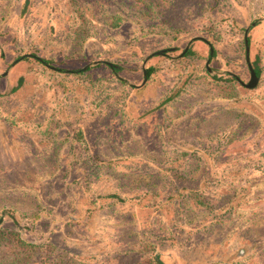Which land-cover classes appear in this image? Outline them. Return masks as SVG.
I'll return each mask as SVG.
<instances>
[{"label": "rangeland", "instance_id": "obj_1", "mask_svg": "<svg viewBox=\"0 0 264 264\" xmlns=\"http://www.w3.org/2000/svg\"><path fill=\"white\" fill-rule=\"evenodd\" d=\"M0 49V264H264V0H0Z\"/></svg>", "mask_w": 264, "mask_h": 264}, {"label": "flooded vegetation", "instance_id": "obj_2", "mask_svg": "<svg viewBox=\"0 0 264 264\" xmlns=\"http://www.w3.org/2000/svg\"><path fill=\"white\" fill-rule=\"evenodd\" d=\"M254 25V24H253ZM248 31V37H249V29H246V32ZM246 32H245V37H246ZM202 41V40H201ZM204 41V40H203ZM245 43H246V38H245ZM192 44L193 43H191V44H188V46L183 50V52H182V54L181 55H179V57H182V58H184V57H188V56H190L191 55V53H193V51H192ZM206 45L209 47V51H210V54H209V56L211 55V54H213V53H215V49H214V47L208 42V41H206ZM246 47H249V38H248V45H246ZM0 52H1V49H0ZM159 52H164V54H162V55H158L157 53H159ZM159 52H157V53H155V55L156 56H164V57H167V56H171V54H174V53H176L177 52V49L176 48H170V49H167V50H163V51H159ZM155 55H153V56H155ZM249 56H250V54H249ZM210 58H212V57H210ZM213 58H215V57H213ZM212 58V59H213ZM246 58H247V54H246ZM29 59H36L38 62H40L41 64H43V65H45L46 67H48V68H50V69H53V70H58L59 71V69H56V68H54L52 65H51V63L49 62V61H47V60H44V59H41V58H38V57H36L35 55H33V54H26V55H24L23 57H22V59H20V60H17L16 62H14L13 63V65H12V67H15L21 60H29ZM248 63V62H247ZM108 64H110V65H108ZM108 64H106V65H108L109 67H110V69H111V71L116 75V76H119V73H120V71L122 70V68L121 67H119V66H117V65H115V64H111V63H108ZM249 64L252 66V68L255 70V72H256V74H257V76H258V78H259V75H258V73L257 72H259V70H258V68H257V66L256 65H252L251 64V61H250V63H248V66H249ZM149 69H151V68H149ZM148 69V70H149ZM249 69H250V67H249ZM10 70L11 69H7L5 72H3V73H0V77L1 78H5V77H7L8 76V74L10 73ZM89 70V68H87V70H84V69H82L81 71L82 72H84V71H88ZM148 70H146V78L145 79H148V77H147V75H148ZM63 72H67V71H63ZM73 72V71H72ZM250 74H251V71H250ZM151 77V76H150ZM149 77V78H150ZM251 79V78H250ZM20 82H22V79L21 78H19L18 80H17V86L16 87H14L13 88V92H16L17 90H18V88H19V86L21 85V83ZM250 82V81H249ZM248 82V83H249ZM244 83V82H243ZM248 83H245V84H248ZM20 84V85H19ZM145 84V81H144V83H143V85ZM259 84V83H258ZM258 86V85H257ZM141 87H142V85H141ZM140 88V87H139Z\"/></svg>", "mask_w": 264, "mask_h": 264}, {"label": "trees", "instance_id": "obj_3", "mask_svg": "<svg viewBox=\"0 0 264 264\" xmlns=\"http://www.w3.org/2000/svg\"><path fill=\"white\" fill-rule=\"evenodd\" d=\"M119 22H120V20L118 22H116L117 24L116 23L115 24L118 25ZM191 54H194V53H191ZM210 57H212V58L215 57V53L211 54ZM147 72H148L147 77L149 78L153 74L154 69L151 68ZM257 73L259 75V72H257ZM0 244H6L11 251H13V252L16 251L18 253L35 252V251H38L41 249L40 246L36 247L34 245H29L26 242H24L21 239L20 234L14 229L9 230V231L6 230V231L2 232V234L0 235ZM59 263L60 264H68L67 261H61V259H60ZM147 264H149V262ZM150 264H154V262H150ZM158 264H159V262H158Z\"/></svg>", "mask_w": 264, "mask_h": 264}, {"label": "water", "instance_id": "obj_4", "mask_svg": "<svg viewBox=\"0 0 264 264\" xmlns=\"http://www.w3.org/2000/svg\"><path fill=\"white\" fill-rule=\"evenodd\" d=\"M245 38H246V45H248V31L246 32V37ZM157 54L158 55H162V54H164V52H159ZM249 54H250V48L247 47V62L248 63H250V56H249ZM100 63L101 62L93 63L91 66H94V65H97V64H100ZM104 64H108V63H104ZM108 65H110V64H108ZM249 67H250V71H251V79H250V82L248 84H245V83L241 82L240 80L239 81L241 82V84L245 88H247L249 90H252V89H255L257 87V85L259 83V78H258L255 70L252 68V66L250 64H249ZM87 68L88 67L84 68V70H87ZM144 75H145V78H146V70L144 71ZM3 221H4V219H1L0 220V226L2 225Z\"/></svg>", "mask_w": 264, "mask_h": 264}]
</instances>
